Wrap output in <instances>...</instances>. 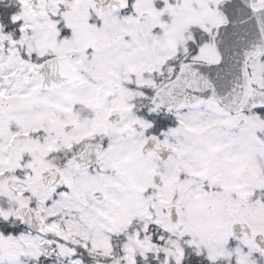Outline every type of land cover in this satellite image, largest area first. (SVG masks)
Instances as JSON below:
<instances>
[{"label":"snow or ice","instance_id":"snow-or-ice-1","mask_svg":"<svg viewBox=\"0 0 264 264\" xmlns=\"http://www.w3.org/2000/svg\"><path fill=\"white\" fill-rule=\"evenodd\" d=\"M0 264H264V0H0Z\"/></svg>","mask_w":264,"mask_h":264}]
</instances>
